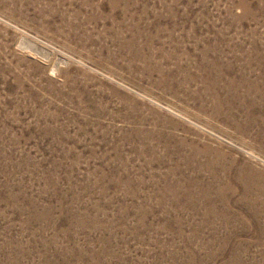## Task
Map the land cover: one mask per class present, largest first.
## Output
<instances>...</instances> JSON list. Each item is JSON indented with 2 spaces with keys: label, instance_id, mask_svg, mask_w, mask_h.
<instances>
[{
  "label": "rangeland",
  "instance_id": "obj_1",
  "mask_svg": "<svg viewBox=\"0 0 264 264\" xmlns=\"http://www.w3.org/2000/svg\"><path fill=\"white\" fill-rule=\"evenodd\" d=\"M0 264H264V0H0Z\"/></svg>",
  "mask_w": 264,
  "mask_h": 264
}]
</instances>
